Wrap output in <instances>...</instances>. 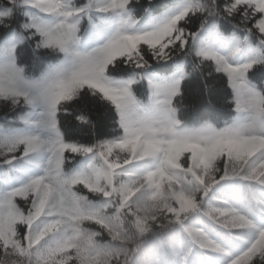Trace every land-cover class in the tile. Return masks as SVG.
Masks as SVG:
<instances>
[{
  "label": "snow or ice",
  "instance_id": "obj_1",
  "mask_svg": "<svg viewBox=\"0 0 264 264\" xmlns=\"http://www.w3.org/2000/svg\"><path fill=\"white\" fill-rule=\"evenodd\" d=\"M0 264H264V0H0Z\"/></svg>",
  "mask_w": 264,
  "mask_h": 264
}]
</instances>
